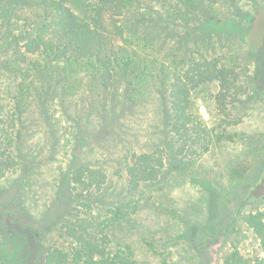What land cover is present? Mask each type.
I'll return each instance as SVG.
<instances>
[{
	"label": "rangeland",
	"instance_id": "rangeland-1",
	"mask_svg": "<svg viewBox=\"0 0 264 264\" xmlns=\"http://www.w3.org/2000/svg\"><path fill=\"white\" fill-rule=\"evenodd\" d=\"M68 2L77 14H83V0ZM257 4L259 9L250 0H220L221 21L202 26L208 33L227 35L228 47L222 54L231 62L228 65L242 72L243 86L252 85L257 62L264 61V16L250 30V43L259 42L258 48L238 36V26L249 24V16L264 14V2ZM155 9L164 13L162 6ZM177 24L187 38L189 27L181 21ZM5 52L0 49V126L7 124L6 111L12 112V107L16 112L13 152L19 164L0 178V264H39L45 246L67 243L64 222H77L81 216L103 218L117 207L130 213L128 202L137 197V211L106 230L112 244L132 248L137 264H221L233 245L244 254L257 250L243 217L256 210L264 212V196L245 198L261 172L258 161L264 159V96L251 91L241 99L232 98L228 104L231 124L223 129L215 110L217 85L199 88L193 97L200 117L233 140H214L209 152L185 163L174 156L157 102L129 107V115L121 122L100 87L85 92L92 86L83 70L71 80V85L79 81L77 89L63 93L60 85L47 82L34 104L28 100L14 105L18 98L13 85L21 74L14 64L8 69L3 66ZM131 140L138 152L159 148L165 153L161 179L143 186L140 194L130 193L126 183L120 143ZM82 163L102 169L107 176L103 188L82 195L74 190L70 173ZM239 163L248 170L237 181L230 168Z\"/></svg>",
	"mask_w": 264,
	"mask_h": 264
},
{
	"label": "trees",
	"instance_id": "trees-1",
	"mask_svg": "<svg viewBox=\"0 0 264 264\" xmlns=\"http://www.w3.org/2000/svg\"><path fill=\"white\" fill-rule=\"evenodd\" d=\"M251 1L253 7L264 2ZM219 3L220 0H83V14L79 15L68 0H0V49L6 50L3 66L14 64L16 73L21 74V80L13 85L18 98L14 105H25L28 100L34 104L36 94L45 89L47 82L60 85L63 93L77 89L79 81L71 85V80L83 70L88 72L92 86L85 92L100 87L121 122L131 106L157 102L174 156L185 163L194 162L209 152L214 140H233L232 135L208 127L200 117L193 97L199 88L217 85L215 110L223 129L231 124L228 104L232 98L241 99L251 91L264 96V61L257 62L252 85L243 86L242 72L228 65L231 62L222 54L228 47L227 35L217 36L204 28L208 22L217 25L215 19L221 21L217 14ZM156 5L162 6L164 13L153 10ZM260 16L264 14L249 16V24L238 26L239 38L256 48L259 42L250 43V30ZM178 21L189 27L184 35L187 38L182 37ZM10 109L12 112L6 111L7 124L0 126V178L19 164L12 139L16 112ZM120 145L125 153L123 165L130 193L140 194L143 186L161 179L165 168L161 149L138 152L132 140ZM258 162L261 172L247 190V200L264 196V159ZM247 170L239 163L230 168V173L238 181ZM70 178L74 190L81 195L100 190L107 181L100 167L86 163L72 170ZM139 205V197L132 198L128 202L130 213H135ZM110 212L103 218L81 216L77 222H64L62 233L67 243L45 246L44 259L39 264H137L132 248L115 246L106 231L130 213L123 207ZM243 221L255 237L257 250L244 254L233 245L221 264H264V212H249Z\"/></svg>",
	"mask_w": 264,
	"mask_h": 264
}]
</instances>
